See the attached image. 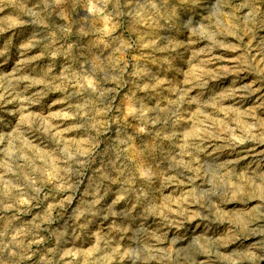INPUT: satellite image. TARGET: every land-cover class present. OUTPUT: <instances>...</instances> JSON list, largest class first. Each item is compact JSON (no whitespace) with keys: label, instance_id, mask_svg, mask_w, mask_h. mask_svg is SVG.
I'll return each instance as SVG.
<instances>
[{"label":"clouds","instance_id":"clouds-1","mask_svg":"<svg viewBox=\"0 0 264 264\" xmlns=\"http://www.w3.org/2000/svg\"><path fill=\"white\" fill-rule=\"evenodd\" d=\"M0 7L31 29L0 50V264H264V0Z\"/></svg>","mask_w":264,"mask_h":264},{"label":"rangeland","instance_id":"rangeland-1","mask_svg":"<svg viewBox=\"0 0 264 264\" xmlns=\"http://www.w3.org/2000/svg\"><path fill=\"white\" fill-rule=\"evenodd\" d=\"M5 2H6V0H0V5H3V3H5ZM14 2L15 3H23L24 0H14ZM32 2L34 3L35 0H32ZM9 11H10V9H5V8L0 7V50H2L3 43L7 40V38L9 36L12 35L13 32H16V34H17L15 37H13V44L15 45L18 41H25L27 35L29 34V31L31 30L23 24H15V27H13L11 29H6V23H13V21L16 19V17L6 18V13H8ZM85 17H88V13H87L86 9H84L83 7H77L76 10L71 13L70 19L74 22H77V27H79L81 24H83L85 26V28H87L89 26V21L85 20L84 19ZM64 23H66V21L60 19L56 15H53L48 19V24H50V25H62ZM37 30L39 31V28H37ZM41 35L46 36L47 31L42 32ZM66 39L68 40L69 43H72L75 41L76 45L78 46L79 44L87 42L89 37H80V36H77L75 33H73V34L69 35ZM60 43L62 44L63 41H61ZM95 44H96L97 48H100V47L104 46L105 41L96 40ZM61 51H63V49H61ZM75 51H76V47L69 49L68 52L65 53V56H67V55H69ZM9 55H16L18 58V54L16 53L14 47L10 50ZM28 55L29 56L35 55V57H36L35 60L30 61V64H32V65L43 66L49 61V57L47 55L42 54V49H40V48L29 49ZM63 58L64 57L58 55L54 59L56 61H60ZM127 59H128V57L125 56L124 60H127ZM131 59L134 61H139L140 57L139 56H133ZM2 61H3V57L0 56V64H2ZM96 62L99 64L100 59H97ZM227 62L229 64L232 63L231 60H228ZM12 63L13 62L10 60L8 64L2 65V67L4 69H7L10 71ZM128 70H131L130 66H129ZM164 83L167 84V81H165ZM125 91H126V89H125ZM53 99L57 100V103L53 104L52 109H51L52 111H55V110L59 109L60 107H62V105H63V100L61 99V93L59 90H57L55 92H51V93H49V95L47 97H45V100L48 101L49 103ZM7 107L11 108L12 105H7ZM33 108L37 109L38 106H33ZM0 115H3L7 119H14L13 117H10L7 112H0ZM43 115H47V113L45 112V113H43ZM55 119H61V118H55ZM63 119H67V118H63ZM72 119H75V118L73 117ZM77 131L78 130L73 129L72 131L65 133L64 135L68 138L84 139L85 142L81 146L85 151H88L89 145L86 142V139L84 137L77 136L76 135ZM110 134L113 136L115 135L114 131ZM101 147H103V145H101ZM3 159H4L3 153H0V160H3ZM4 171L5 170L3 168H0V176H2ZM4 179L13 180V182H15L12 173H9L7 177H4ZM2 189H3V182L0 181V190H2ZM74 205H75L74 199H71V198L67 199L66 200V206L64 207L63 212L59 213V210H57V212H54L53 213V219L51 221L46 220L45 225L46 226L50 225V227L52 229H55L58 232L63 231V229L65 227V220L68 219V214L71 212V206H74ZM36 211H38V209ZM24 218L25 219H31V214H28ZM68 222H69V224L72 223L71 220H69ZM2 223L3 222L0 221V224H2ZM93 226H95V225H93ZM69 231H71V228H69ZM54 243H55V237H53L51 240L42 241L41 246H44V245L51 246Z\"/></svg>","mask_w":264,"mask_h":264}]
</instances>
